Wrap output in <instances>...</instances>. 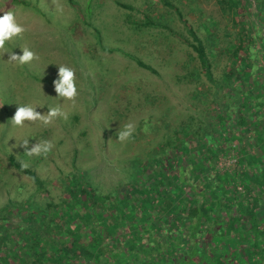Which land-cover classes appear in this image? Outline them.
<instances>
[{
    "label": "trees",
    "instance_id": "1",
    "mask_svg": "<svg viewBox=\"0 0 264 264\" xmlns=\"http://www.w3.org/2000/svg\"><path fill=\"white\" fill-rule=\"evenodd\" d=\"M65 1L82 15L78 0ZM113 1L128 11L124 21L137 11L141 18L129 23L161 27L195 54L198 73L213 87L201 93L209 122L190 116V122L164 136L144 157L131 158L122 168L127 171L125 181L111 191L99 190L76 170L65 174L60 194L53 195L33 165L24 169L22 161L9 154L8 163L30 178L34 191L32 198H8L0 207V264H225L227 250L214 241L230 238L232 232L238 250H246L249 240L257 249L264 246V0H225L239 31L226 49L222 79L213 74L214 38L203 40L169 0L159 1L174 11L184 32L150 10ZM84 15L81 18L92 26ZM92 30L103 50L120 52L158 74L134 53L105 46L100 29ZM139 124V129L148 127L145 119ZM226 158L234 161L226 165ZM38 196L44 204L35 203ZM126 216H135L142 230L131 234L130 224L123 222ZM107 219L113 222L107 224ZM118 228L124 230L119 243L114 242ZM139 232L146 235L133 241L139 251L135 245L118 248ZM205 245L203 256L197 257L195 251Z\"/></svg>",
    "mask_w": 264,
    "mask_h": 264
},
{
    "label": "rangeland",
    "instance_id": "2",
    "mask_svg": "<svg viewBox=\"0 0 264 264\" xmlns=\"http://www.w3.org/2000/svg\"><path fill=\"white\" fill-rule=\"evenodd\" d=\"M26 1L24 5L0 0V15L12 11L16 21L27 29L22 37L6 41V49L22 54V48L27 47L39 56L38 60L19 66L8 59V53L0 52V207L8 198L18 201L32 198L34 191L30 178L8 163L9 154L33 165L53 195L60 194V187L66 183L65 174L76 170L85 173L99 190L111 191L125 181L127 171L122 168L130 164L131 158L144 157L164 136L186 124L190 116L196 119L201 116L209 122L204 117L207 101L201 98V93L213 87L198 73L199 62L191 49L170 36L167 30L135 27L129 22L135 23L141 18L137 11L130 21H124L123 15L128 11L119 8L113 0H78L82 15L85 14L92 26L65 0H56L55 4L53 0ZM117 1L130 3L135 9L150 10L154 17L184 32L174 11L159 0ZM169 1L203 40L214 38L213 74L216 79H222L228 56L226 49L239 31L231 20L228 3L225 0ZM94 26L100 29L105 46H120L134 53L155 67L158 74L138 67L120 52L103 50L95 41ZM59 65L75 70L78 95L74 102L57 97L54 91L53 81L58 78ZM19 105L36 107L41 114L59 106L68 118H56L46 127L40 122L28 121L22 128L13 127L10 119ZM141 119L148 122L145 129H139ZM129 122L135 125V130L126 142H119L117 132ZM22 139L29 140V147L43 141H51L54 146L46 157H28L24 148L18 146ZM232 161L233 158H226L222 162L228 165ZM45 201L38 196L35 203ZM134 217L126 216L123 221L130 224L127 230L131 234L142 230ZM112 222L107 219L106 223ZM235 226L245 227L239 222ZM146 227L150 228L148 222ZM121 228L117 229L120 233L114 232V242L119 243L123 236ZM232 233L230 238L219 236L214 241L227 250L229 258L225 264H264L262 244L257 249V244L249 240L246 250H238L235 245L239 241ZM107 234L111 235V230ZM144 236L139 232L138 236L126 238L118 248L121 250L125 244L134 246V239L145 240ZM135 247L139 251L140 247ZM205 248L206 245L198 248L196 256H203Z\"/></svg>",
    "mask_w": 264,
    "mask_h": 264
},
{
    "label": "clouds",
    "instance_id": "3",
    "mask_svg": "<svg viewBox=\"0 0 264 264\" xmlns=\"http://www.w3.org/2000/svg\"><path fill=\"white\" fill-rule=\"evenodd\" d=\"M56 3V0H53ZM27 29L16 21L15 14L12 11H6L3 15H0V52L8 53L9 60L15 62L19 66L30 63L33 60H38L39 56L27 47L22 48V54H17L13 51H8L5 44L6 41L12 40L13 37H22ZM54 91L57 97L67 101H75L78 95L76 86V74L75 70L65 65H59L58 78L53 81ZM2 106V105H0ZM63 118L67 120L68 114L57 106L49 108L47 114H41L36 110V107L31 105H19L11 117V124L13 127H24L25 121L36 123L40 122L41 126L50 125L54 119ZM135 125L131 122L124 125L122 130H118L117 139L119 142H126L133 134ZM18 146L24 148V152L28 157L33 156H47L53 148L51 141L37 142L29 147V140L22 139ZM29 165L22 162L21 167L26 169Z\"/></svg>",
    "mask_w": 264,
    "mask_h": 264
}]
</instances>
